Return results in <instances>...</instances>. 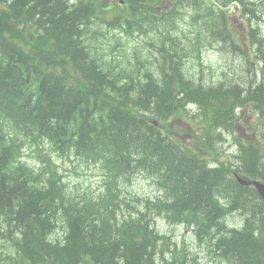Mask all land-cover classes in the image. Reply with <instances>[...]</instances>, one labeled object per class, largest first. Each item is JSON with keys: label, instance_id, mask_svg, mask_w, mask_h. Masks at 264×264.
Segmentation results:
<instances>
[{"label": "trees", "instance_id": "16d2710c", "mask_svg": "<svg viewBox=\"0 0 264 264\" xmlns=\"http://www.w3.org/2000/svg\"><path fill=\"white\" fill-rule=\"evenodd\" d=\"M126 1L0 0V264H264V202L231 174L264 180V143L237 135L242 112L264 118V1L233 0L254 57L225 0ZM110 29L143 39L133 61L98 47ZM207 47L242 61L203 80L187 63ZM220 126L235 135L233 163L205 157ZM46 144L100 164L106 190H71ZM32 150L39 165L23 161ZM138 174L155 198L124 188ZM160 217L190 241L161 232Z\"/></svg>", "mask_w": 264, "mask_h": 264}, {"label": "rangeland", "instance_id": "374dc122", "mask_svg": "<svg viewBox=\"0 0 264 264\" xmlns=\"http://www.w3.org/2000/svg\"><path fill=\"white\" fill-rule=\"evenodd\" d=\"M214 1L219 2V0H214ZM258 1L260 3H263L264 0H258ZM220 4H222V3H220ZM226 9H228L230 15L236 16V18L239 20L237 22V25H236L237 30H234V32L238 37H242L240 35V32L243 31V33L245 34V31L243 29L246 26L245 19L243 18L242 14L236 10L234 2H232L231 0L228 2ZM261 9H264V4L262 5ZM262 26L264 28V23L262 24ZM182 29L186 30V28H184V26L182 27ZM116 32H117V30H116ZM111 33L115 34V32H113V31ZM91 34H92V28L90 31V38L89 39H91ZM112 34L109 35L111 38V41H112V45L107 47V49H105L104 51L109 53V51L111 49H113V47H115V55H116L117 59L121 62L125 61L127 57H130V56L132 57L133 49L136 47L138 41H136L134 39L128 40V38L122 34H118V35L113 37ZM117 43L119 46L117 45ZM91 44H93V42H91ZM96 44L98 45V47H101L100 42L96 43ZM108 44H109V42H108ZM246 51L250 57L254 56L253 52H251L249 50H246ZM202 56H203V64H205V67L207 68L208 66L211 65L209 67L208 71H206V73L203 76V80H206V81H207V78L210 80L218 78V77L215 78L210 73L213 69H216L217 72H219V74H220V71L224 70V69L227 71H230L228 69L234 70V68H236L237 66L233 63H238V62L242 61L241 59L238 58V56H239L238 54H237V56L234 55V58L226 59L227 54L222 52V51H220V52L204 51V52H202ZM110 57L111 56L109 55L108 58L110 59ZM116 64H117V62L114 63V65H116ZM195 66H196V64H194V67ZM124 81H125V79L121 80V82H124ZM187 111H188L189 115H191V116L193 115L192 108L187 109ZM247 117H249V115H247ZM245 118H246V116H245ZM185 126H186L187 130L190 131V126L187 122H186ZM221 129L223 130L222 127H221ZM249 133L250 132H244V134L247 136L249 135ZM184 137L186 140L190 139L189 136L188 137L184 136ZM217 137H218V133H216L214 135V138H217ZM223 142H224V140H222V141L216 140L213 143L214 148L217 149L218 151H220L219 159L220 160H226L227 159V160L232 161V157H233L232 153H233V150H235L236 141L233 138L230 141L228 140L225 143H223ZM210 158H213V156L211 155ZM55 160L65 170V172L67 174V180L70 182L71 186L81 184V186L83 188H85L87 186H92V188L95 189L101 185L102 178H101L100 173L97 169L92 168V167H90V169H87L84 167V165L82 163H80L79 161H76V160H70V159L64 160V158H55ZM29 161H31L29 163L34 162L31 158H29ZM75 167H77V168H75ZM153 190H154V186L152 185V182L150 180H147V179L140 177L139 179L134 181V192H136V193L145 195L147 193H152ZM157 223H158V228L161 231L168 233L171 237H175V236H177L178 238L185 237L187 239V241H190L191 236L189 235V233L187 231L183 230L181 227H171L170 225H168V222L162 221V220H159ZM202 264H214V263L212 262L211 257L206 258L203 255L202 256Z\"/></svg>", "mask_w": 264, "mask_h": 264}, {"label": "bare ground", "instance_id": "6f19581e", "mask_svg": "<svg viewBox=\"0 0 264 264\" xmlns=\"http://www.w3.org/2000/svg\"><path fill=\"white\" fill-rule=\"evenodd\" d=\"M230 71H231V69H230ZM222 72L220 71V74H221ZM62 89V88H61ZM74 107V106H73ZM186 109H189V108H192V110H193V115H198L199 114V111L197 110V107L196 106H186L185 107ZM192 115V116H193ZM234 136L235 135H233V134H226V133H224V131L221 129V127H220V131L218 132V139L217 140H219V141H222V140H224V142L223 143H225V142H227L228 140L230 141L231 139H233L234 138ZM238 137V136H237ZM224 138V139H223ZM224 145V144H223ZM226 145V144H225ZM237 143H236V146H235V149H237ZM230 220H233L232 218L230 219ZM48 240V239H47ZM235 249V248H234ZM232 250V249H231ZM148 251V250H147Z\"/></svg>", "mask_w": 264, "mask_h": 264}, {"label": "water", "instance_id": "95a60500", "mask_svg": "<svg viewBox=\"0 0 264 264\" xmlns=\"http://www.w3.org/2000/svg\"><path fill=\"white\" fill-rule=\"evenodd\" d=\"M247 184V183H246ZM254 184L257 186V188L260 190V192L263 194L264 196V187L256 182H254Z\"/></svg>", "mask_w": 264, "mask_h": 264}]
</instances>
